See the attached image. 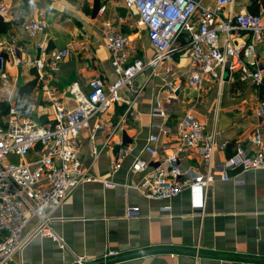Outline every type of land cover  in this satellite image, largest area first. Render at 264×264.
<instances>
[{
  "label": "crops",
  "instance_id": "1",
  "mask_svg": "<svg viewBox=\"0 0 264 264\" xmlns=\"http://www.w3.org/2000/svg\"><path fill=\"white\" fill-rule=\"evenodd\" d=\"M197 1L202 6L214 3ZM7 4L10 14L0 20L5 24L0 35L17 36L26 46L27 59L37 55L35 43L57 50L69 47L70 53L61 61L58 72L46 77L67 108L76 106L75 95L70 91L73 84L87 91L94 78L107 84L115 80L111 55L104 46L107 30L124 34L134 57L147 60L153 53L146 29L136 25L138 15L125 6V0H7ZM31 10L42 11L47 23L45 31L33 38L20 27ZM243 10L261 13L264 19V0H234L224 7L223 16ZM243 39L248 42L250 35ZM223 40L219 36V42ZM252 43L264 72V40ZM173 64L171 76L166 75L163 66L156 75L146 68L133 80L137 91L124 88L122 103L92 118L79 133L78 157L82 166L115 186L104 187L100 182L80 184L60 207L46 208L52 229L67 248L62 250L52 239L35 236L7 264H73L74 255H84L88 264H100L108 250L118 252L108 259L118 264H264V169L240 171L224 167V160L236 147L246 153L251 149L249 137L260 125L254 110L264 98V81L242 82L238 72L225 71L222 80H203L197 87L184 80L191 68L186 56L176 55ZM6 69L10 74L18 72L19 93L33 120L41 124L52 121L54 111L41 90L36 71L28 64L16 69L7 63ZM171 79L184 82L177 93L165 87ZM158 101L166 116L152 113ZM130 102L131 108L123 120ZM186 111L195 114L206 133L216 131L218 143L227 145L213 154L216 180L206 187L201 210H195L199 193L191 189L157 200L147 199L123 185L138 181L144 174L129 171L136 157L145 161L160 158L161 152L151 157L143 150L151 134L158 136V148L174 147L176 121ZM108 135L111 137L106 142ZM120 148L127 149L128 155L112 174L111 163ZM94 150L99 151L97 157L92 155ZM180 165L203 172L201 159L194 151L182 155ZM150 170L148 166L144 172ZM225 172L228 178L221 180ZM166 206L168 210L164 209ZM33 224L32 221L25 227L24 237Z\"/></svg>",
  "mask_w": 264,
  "mask_h": 264
},
{
  "label": "built area",
  "instance_id": "2",
  "mask_svg": "<svg viewBox=\"0 0 264 264\" xmlns=\"http://www.w3.org/2000/svg\"><path fill=\"white\" fill-rule=\"evenodd\" d=\"M233 2L214 0L212 6H202L197 0H125V6L138 15L136 25L146 29L153 53L147 60L134 57L127 37L116 29L107 30L104 46L111 55L110 65L116 78L109 84L99 77L94 78L87 91L73 84L70 90L76 98L73 108H67L46 82L49 74L58 72L61 61L70 53L69 47L57 50L48 48L45 43H35L38 53L27 59L24 56L26 46L17 36L0 35V264H7L24 243L35 236L50 238L60 249H66L61 236L51 227L52 218L46 208L60 207L69 192L80 184L100 182L104 187L115 186L114 182L94 176L82 166L77 138L92 118L122 103L124 88L137 91L133 80L146 68L156 75L163 66L166 75L171 76L174 57L183 55L191 61L190 71L184 78L190 85L198 87L203 80L220 81L225 71L238 72L239 81L262 84L264 72L252 42L264 40V19L261 13L247 10L223 16L224 7ZM8 14L7 0H0V20H5ZM20 27L30 38L43 33L47 28L44 13L31 10ZM220 33L224 35L222 43L219 42ZM246 35H250L248 42L243 39ZM7 63L16 69L28 64L36 71L41 90L54 111L52 121L41 124L33 120L31 110H26L19 93V74H10ZM183 86V81L174 79L165 84L172 93ZM131 103L127 105L123 120ZM254 112L260 125L249 137L250 151L246 153L236 147L224 160L225 169H264V98L257 102ZM152 113L167 115L159 101ZM176 135L173 148L160 149L156 146L158 136L151 134L143 150L151 157L161 152L160 158L145 161L136 157L129 171L144 174L138 181L123 185L147 199L157 200L170 199L191 189L199 193L195 210H201L204 191L216 180L212 170L213 154L217 148L224 150L227 145L217 142L216 131L206 133L191 111H186L176 121ZM110 137H106V142ZM191 151L200 157L203 172L180 165V157ZM32 154L35 157H30ZM98 154L99 151H92L93 157ZM127 155V149L117 150L111 163L112 174L121 168ZM148 166L151 170L144 172ZM227 178V172L220 176L221 180ZM32 221L34 224L24 237L23 230ZM117 255L115 250L106 251L100 264H118L108 262ZM72 262L88 264L90 261L84 255H74Z\"/></svg>",
  "mask_w": 264,
  "mask_h": 264
},
{
  "label": "trees",
  "instance_id": "3",
  "mask_svg": "<svg viewBox=\"0 0 264 264\" xmlns=\"http://www.w3.org/2000/svg\"><path fill=\"white\" fill-rule=\"evenodd\" d=\"M4 27H5V24L0 22V31L3 30ZM230 155H231V153H229L227 156H230Z\"/></svg>",
  "mask_w": 264,
  "mask_h": 264
},
{
  "label": "rangeland",
  "instance_id": "4",
  "mask_svg": "<svg viewBox=\"0 0 264 264\" xmlns=\"http://www.w3.org/2000/svg\"><path fill=\"white\" fill-rule=\"evenodd\" d=\"M221 35L224 37V35L220 33L219 36H221ZM221 41H222V38H221ZM10 160H12V162H15V160H13V157H11Z\"/></svg>",
  "mask_w": 264,
  "mask_h": 264
}]
</instances>
